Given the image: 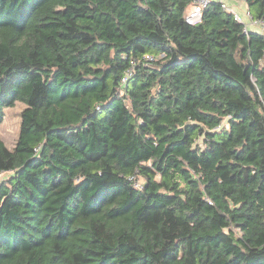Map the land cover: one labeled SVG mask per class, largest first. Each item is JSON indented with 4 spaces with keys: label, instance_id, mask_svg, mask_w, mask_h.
<instances>
[{
    "label": "trees",
    "instance_id": "16d2710c",
    "mask_svg": "<svg viewBox=\"0 0 264 264\" xmlns=\"http://www.w3.org/2000/svg\"><path fill=\"white\" fill-rule=\"evenodd\" d=\"M190 6L0 0V264H264V33Z\"/></svg>",
    "mask_w": 264,
    "mask_h": 264
},
{
    "label": "rangeland",
    "instance_id": "374dc122",
    "mask_svg": "<svg viewBox=\"0 0 264 264\" xmlns=\"http://www.w3.org/2000/svg\"><path fill=\"white\" fill-rule=\"evenodd\" d=\"M227 6L231 7V11L237 13L243 24L247 27H251L250 30L254 31L252 28V19L248 14V6L245 0H225ZM259 26V30H264V27ZM25 108V105L22 103H17L13 108H7L5 118L0 126V135L4 140L6 145L12 149L17 141L20 132L21 124V111ZM9 176V173H0V180H3ZM142 181V180H141ZM140 181V182H141Z\"/></svg>",
    "mask_w": 264,
    "mask_h": 264
},
{
    "label": "built area",
    "instance_id": "2783aa9c",
    "mask_svg": "<svg viewBox=\"0 0 264 264\" xmlns=\"http://www.w3.org/2000/svg\"><path fill=\"white\" fill-rule=\"evenodd\" d=\"M212 1L213 0H191V6H190V9H189V11H188V13L186 15V21H187V23L192 24V25L199 23L201 21V19H202V16H203V13H204L205 8ZM218 1H220L222 3V6H223L224 9H226L228 11H231V8L229 6H227L225 0H218ZM234 14H235L236 20L239 21V22H242L240 16L237 13H234ZM248 14L250 15L249 11H248ZM251 19H252V17H251ZM253 23H254L255 26L261 25V26L264 27V24L262 22L253 21L252 20V24ZM260 32H263L264 33V30H262V31L260 30ZM131 72L132 71L128 72L127 77H125L123 79V83H125V84L127 83L128 76L131 75Z\"/></svg>",
    "mask_w": 264,
    "mask_h": 264
},
{
    "label": "crops",
    "instance_id": "0c3cea01",
    "mask_svg": "<svg viewBox=\"0 0 264 264\" xmlns=\"http://www.w3.org/2000/svg\"><path fill=\"white\" fill-rule=\"evenodd\" d=\"M230 8H231V7H230ZM252 26H253L252 28L255 29L254 31H260V30H259V27H258V26H255L254 23L252 24ZM246 27H247V26H246ZM250 28H251L250 26L247 27V29H249V30H250Z\"/></svg>",
    "mask_w": 264,
    "mask_h": 264
}]
</instances>
